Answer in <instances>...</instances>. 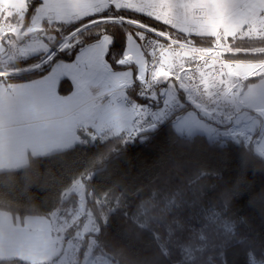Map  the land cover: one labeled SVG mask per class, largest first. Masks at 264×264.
I'll return each mask as SVG.
<instances>
[{"label":"snow or ice","instance_id":"obj_1","mask_svg":"<svg viewBox=\"0 0 264 264\" xmlns=\"http://www.w3.org/2000/svg\"><path fill=\"white\" fill-rule=\"evenodd\" d=\"M31 2L0 0V171L7 175L27 171L38 158L78 144L111 140L126 145L155 127L154 122L146 124L151 114L135 102L128 108L109 104L101 110L102 94L94 96L88 85L104 70L101 53L106 48L82 54L71 69L61 71L72 78L76 89L69 97L57 94L55 80L39 85L13 81L21 72L17 62L21 57L80 43L75 33L57 43L55 34L61 25L85 20L109 7L143 14L164 27L153 28L124 16L88 21L89 26L116 20L135 23L161 38L147 50L132 46L119 63L134 64L137 70L133 74L129 68L108 94L115 97L117 90L139 81L140 94L155 99L153 86L165 84L167 89L160 93L167 97L165 106L183 92L197 108L219 117L225 136L264 162V0H43L37 14L29 17ZM193 35L201 40L190 39ZM237 40L259 44L236 45ZM109 43L110 37L104 36L103 44ZM237 53L245 58H237ZM249 54L259 55L249 59ZM250 77L258 83L249 81ZM91 178L87 171L72 178L43 216H0V264H138L129 261L123 249L113 252L101 239L108 217L104 200L90 191ZM228 203L226 199L225 211ZM173 207H179L174 199L168 205L169 210ZM212 219L224 222L223 212L214 211ZM172 223L175 229L169 226L168 240L161 242L159 233H153L161 257L171 255L168 242L183 228L179 220ZM139 226L148 227L147 223ZM224 227L233 233L227 222ZM199 241L177 245L183 264H200L211 247L218 249V259L208 256L205 264H228L227 241L213 246L204 235ZM248 264H264V259L250 252Z\"/></svg>","mask_w":264,"mask_h":264},{"label":"trees","instance_id":"obj_2","mask_svg":"<svg viewBox=\"0 0 264 264\" xmlns=\"http://www.w3.org/2000/svg\"><path fill=\"white\" fill-rule=\"evenodd\" d=\"M39 3L40 0H32L29 17ZM105 16H124L157 29L164 27L140 13L106 8L85 20L61 25V30L55 34L57 43L70 33H75L80 43L54 57L42 58L36 54L18 60L21 72L13 81L21 83L44 76L56 62L73 61L81 47L100 40L103 35L111 39L105 58L113 70L119 69L117 59L124 54L127 35H135L141 28L119 20L88 25L89 20L100 21ZM29 17L26 16L27 22ZM190 39L201 40L197 36ZM235 44L246 46L259 42L237 40ZM235 55L245 58L243 53ZM257 55L249 54L247 58ZM254 80L256 78L249 79ZM59 87L64 95L70 91L65 82ZM156 90L155 95L160 96ZM190 109L175 113L157 128L141 133L126 145L111 140L78 144L38 158L27 171L12 175L0 173V211L19 216H43L72 178L87 171L92 173L88 181L90 191L105 202L108 220L101 239L113 252L123 249L129 261L183 264L177 245L199 243L201 235L213 246L227 241L224 250L228 264H248L250 252L257 259H264V162L254 157L247 147L240 148L229 139L221 145L219 141L210 142L202 134L191 138L177 134L171 127L172 121ZM173 199L179 207L169 210V201ZM226 199L229 203L225 211ZM88 203L91 206V196ZM214 211L223 212V221L231 225L233 233L226 231L224 222L213 221ZM174 219L179 220L183 228L176 230L168 242L171 255L161 257L153 233H159L161 242L168 240L169 226L175 229ZM140 223H147L148 227L141 228ZM217 252L216 247H211L201 257L200 264H205L208 256L218 259Z\"/></svg>","mask_w":264,"mask_h":264},{"label":"rangeland","instance_id":"obj_3","mask_svg":"<svg viewBox=\"0 0 264 264\" xmlns=\"http://www.w3.org/2000/svg\"><path fill=\"white\" fill-rule=\"evenodd\" d=\"M42 4H43V0H40V3L38 5H36L35 11L32 15L37 14L36 10L39 7H41ZM29 22H27V20L25 19V23H29ZM139 34H141L140 31H137V33L135 35L131 34V33H129L127 35V39L125 41V47H124V49H125L124 54L121 58L117 59V63L120 66L119 69L113 70L111 68L109 62L105 58V54L108 51L107 49L111 43V39H110V43L108 45L105 46L103 44V37L107 36V35H103L102 38H100V40H98L94 43H90V45H86V46L81 47L79 49V52L74 57L73 61H70L67 63L58 61V62H56V65L53 66V68L56 69V67H59L60 65H65V64L72 67L77 62V58L79 56H81L82 54H86L88 51H91V50H100V49L106 48V51H103L101 53L102 62H106L104 70L97 73V74L102 79V83L100 84L102 90L113 88V82L116 79L123 76L125 74V72L128 71L129 68H131V71L133 74H135V72L137 70L136 66L134 64H131V65L120 64L119 61L124 57V55L126 53H128L131 50L133 45H136L137 48H139L141 46V43H140L141 39H140ZM193 36H195V35H193ZM53 50H54V48L52 47L48 53H40V55L42 58L48 57L51 55ZM33 55H36V54H33ZM31 56L32 55L24 56V57H21L20 59H22V58L24 59V58L31 57ZM129 79L131 82V77ZM252 82L258 83V79L256 78V80H254ZM134 83H139V81L131 82V85H133ZM73 85H74V83H73ZM159 85H161V84H159ZM70 89H71V87H70ZM166 89H167V85H163L162 87H160L158 89V91L157 90L156 91L159 92V94H160L161 92H164ZM175 98L177 99L176 95L173 99H175ZM197 112L198 111L195 108H191L190 110H187V112H184L183 114L177 115L175 117V119L172 121V124H171L172 129H174V131L177 132V134H179L180 136H184L185 138H191L194 135H200V134L205 135L206 134L207 140H209L210 142L219 141L221 145H224V143H226L227 139L231 140L229 137H227L223 134V129L221 130L209 122L208 116L206 115V113L203 110H199V112L198 113Z\"/></svg>","mask_w":264,"mask_h":264},{"label":"built area","instance_id":"obj_4","mask_svg":"<svg viewBox=\"0 0 264 264\" xmlns=\"http://www.w3.org/2000/svg\"><path fill=\"white\" fill-rule=\"evenodd\" d=\"M140 32L144 37V39L141 40V42H142V47L145 50L148 49L149 45L153 41L161 39L160 37L156 36L154 33L148 32L144 28H141ZM61 51L62 50H59L57 47H55L50 56L54 57L55 55L60 54ZM194 67H195L194 64L191 66V68H189V66L186 65V68H189V70L193 69ZM158 86L159 84L153 86L152 91L154 92V94ZM121 91L123 92V95L120 94ZM118 97L121 99L120 102L124 108H128L132 102H135L137 104L143 105L146 111L151 114V116L156 117L155 121L151 119V116L149 120L146 121V124H151L153 122L155 123V127L151 128L149 131H152L153 129L157 128L159 125L164 123L165 120L169 119L171 116L175 115V113H178L187 107L195 108L198 112L199 110H202L200 108H197L195 104H193L183 92L176 93L177 99L175 98L168 101L167 106H165V101L167 99L166 96L155 95L156 98L151 99L143 94H140V83H134L129 88L119 90ZM141 100H147V101L141 102ZM108 104H112V103L109 102ZM206 115L208 116L210 123H212L215 127L221 130L223 129L221 127V123L218 116H212L210 114H206Z\"/></svg>","mask_w":264,"mask_h":264},{"label":"crops","instance_id":"obj_5","mask_svg":"<svg viewBox=\"0 0 264 264\" xmlns=\"http://www.w3.org/2000/svg\"><path fill=\"white\" fill-rule=\"evenodd\" d=\"M65 67L71 69V67L69 65H67V64L60 65L59 67H56V69H54V68L51 69V71H49L48 73L44 74V76H42V77H38V78L30 80V81H23L20 84H33L34 83V84L39 85V84H43V83H47V82H50L52 80H55L57 82L56 83L57 94L60 97H69V96L73 95V93L75 92L76 89H75V87L73 85V80H72V78L70 76H68L67 74H64V75L60 74L61 71ZM253 78H255V77H250L249 79H253ZM61 82H65V83H67V85L69 84V87H71V89H70L68 94L64 95V94L60 93V87L59 86H60ZM101 83H102V79L100 78V76L98 74H96L92 78L91 82L88 85L90 91L92 92V94L94 96L102 94V98H101V101H100L101 110H103V108H106L109 105L108 104L109 102H111L114 105H118V106L124 108L122 106L121 102H120L121 99L118 97V93L117 92L119 90L116 91L115 97L110 96L108 93L111 92L113 88L102 90V88L100 86ZM245 83H247V81ZM202 135H204V134H202ZM204 136L206 137V134ZM206 139H207V137H206ZM257 139H259V137H257ZM93 143H91V144H93ZM2 172H4V171H0V173H2ZM5 213H7L9 215H14V214H12V213H10L8 211H4L3 210V211H0V216H2ZM14 216H19V215L15 214ZM27 216H30V215H27ZM21 217H24V216H21Z\"/></svg>","mask_w":264,"mask_h":264}]
</instances>
